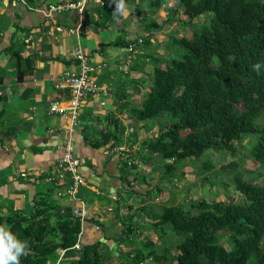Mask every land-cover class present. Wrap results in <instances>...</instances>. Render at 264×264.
I'll list each match as a JSON object with an SVG mask.
<instances>
[{"label":"trees","instance_id":"trees-1","mask_svg":"<svg viewBox=\"0 0 264 264\" xmlns=\"http://www.w3.org/2000/svg\"><path fill=\"white\" fill-rule=\"evenodd\" d=\"M149 2L159 7L163 0ZM176 4L190 30L188 36L172 38L180 54L160 57V62L152 57L150 83H141L142 90L132 83L136 80L128 84L134 92L141 91L142 98L127 111L136 121L158 124L157 134L141 143L147 151L144 162L154 156L150 153L161 156L163 177L173 181L176 169L195 159H204V169L212 167L209 151L226 152L236 161L234 142L240 145L249 137L244 155L258 166L246 168L248 178L240 171L232 175L240 201L202 197L186 207L163 205L159 212L150 208L154 230L163 235L167 226L178 236L173 245L159 247L149 237L139 240L137 224L127 222L119 241L131 247L120 251L119 264H139L145 258L154 264H264V0H176ZM200 16L205 20L199 21ZM170 21L169 17L165 22ZM19 51L14 48L12 56L20 57ZM256 63L262 65L259 74L253 69ZM133 64L134 60L129 67ZM160 191L154 186L147 193ZM0 224L28 242V254L20 264H51L62 248L77 255L72 264H107L111 259L96 242L79 250L70 248L80 229L78 220L69 214L54 215L44 199L37 198L29 212L0 209ZM221 234H226L228 248L219 241Z\"/></svg>","mask_w":264,"mask_h":264},{"label":"crops","instance_id":"crops-1","mask_svg":"<svg viewBox=\"0 0 264 264\" xmlns=\"http://www.w3.org/2000/svg\"><path fill=\"white\" fill-rule=\"evenodd\" d=\"M53 1L60 0H0V209L5 213L19 209L29 212L39 198L52 205L54 215H71L75 200L67 195L58 197L55 186L47 179L58 168L62 154L58 145L67 137L68 121L60 114L49 113L48 106L55 100L61 106L68 104V89H56L54 81L63 71L76 68L73 49L80 47L91 63L105 64L97 72V81L109 91L104 105L95 101L84 103L80 123L72 134L78 170L85 183L77 194L89 212L84 225L92 223V229L84 230L81 243H98L102 252L111 255L107 264H119L120 251L131 247L119 241L125 224H137V237L144 240L145 222L152 221L149 204L157 199L147 193L149 186L157 182L151 179L150 184L149 177L139 172L145 171L146 166L152 168L151 157L144 162L147 151L142 150L141 143L145 138H153L158 128L151 123L152 127L147 128V121L125 118L129 103L138 104L141 100V91L134 92L129 82L136 80L132 83L141 90V83H150V75H145L152 71L151 48L137 47L134 66L129 67L124 62L125 43L141 37V45L148 41L149 46H155L153 50L169 58L170 38L190 32L185 24L187 17L176 0H163L159 7H151L149 0H125L121 15L109 7L110 10L88 5L82 15L81 31L67 34L54 26H73L78 14L70 11L46 16L41 10ZM177 6L179 12L174 16ZM169 17L171 21L166 23ZM14 48L20 49V57L12 56ZM92 120L99 121L95 128L90 127ZM135 124L139 127L134 135L130 130ZM105 133L109 134L107 140ZM117 138L119 142L115 143ZM113 145L134 149L132 158L139 162V166L130 165L134 173L121 171L123 162L115 153H104ZM134 175L138 179L134 180ZM94 224L99 225L98 230ZM139 240L135 243L139 244ZM76 258V254H61L59 249L51 264H72Z\"/></svg>","mask_w":264,"mask_h":264},{"label":"built area","instance_id":"built-area-1","mask_svg":"<svg viewBox=\"0 0 264 264\" xmlns=\"http://www.w3.org/2000/svg\"><path fill=\"white\" fill-rule=\"evenodd\" d=\"M125 1V0H124ZM88 5H96L101 9L109 7L115 9L116 4L114 0H60L57 2H49L41 11L46 16H51L55 13H65L76 11L78 19L73 26L55 25V30L61 32L65 31L67 34H77L81 31L83 23V12ZM27 42L28 39H25ZM142 43V38L138 37L126 45V56L124 62L130 65L137 53V45ZM73 56L76 60V68L63 71L59 78L54 81L56 89H68L69 97L66 106L59 105V101H52L48 106L49 113L60 114L66 118L68 124L65 127L67 137L58 145L62 154L57 162V170L53 174H49L47 179L55 186V191L58 197L67 195L73 200L75 204L71 207V215L77 219L80 229L77 233L74 244L70 247L73 249L81 248V238L84 233V223L89 218V212L84 205V202L77 194L78 188L84 185V177L79 172V158L75 153L74 142L72 134L80 123L81 108L86 101H95L99 105H104V98L109 93L105 86H102L97 81V72L105 65L103 62L93 64L90 62L86 53L77 47L73 49ZM99 96H101L99 98ZM134 149L129 145H113L107 148L105 154L123 153L131 165L135 163L132 158ZM131 158V159H128ZM108 210H111L110 208ZM96 230L99 229L98 224H94ZM66 248L60 249L62 254ZM150 258H145L139 264L150 262Z\"/></svg>","mask_w":264,"mask_h":264},{"label":"rangeland","instance_id":"rangeland-1","mask_svg":"<svg viewBox=\"0 0 264 264\" xmlns=\"http://www.w3.org/2000/svg\"><path fill=\"white\" fill-rule=\"evenodd\" d=\"M179 8L181 9V7ZM178 12H179V9L177 6L176 9L174 10L173 15L175 16ZM204 20H205L204 16L199 17V21H204ZM189 34L190 32H188L187 36ZM170 40H172V38H170ZM148 44H149L148 41H145L143 45L140 44L138 46V49L141 48V46L145 50H149L148 48H151V53L153 54V55L151 54V56L157 57L158 62L162 61L160 57H162L163 54H158L155 49L153 50L155 46L154 47L149 46ZM167 48L170 51V54L168 55L169 57L171 56L176 57L180 54V49L176 46L174 42H169L167 44ZM173 49H175L176 51H174ZM145 77L148 78L149 74L145 75ZM147 81L148 79H146V82ZM132 104H134V102H130L128 107H130ZM125 118H126V121L127 120L133 121L135 119L132 113L129 111L125 112ZM96 122H99V121L92 120L90 123V127L95 128L97 126ZM164 122L165 121L162 120V123ZM150 123L153 125V127H155V129L158 128V124L154 120L153 121L149 120V124L148 122L146 123L147 128L150 126ZM152 125L149 128H151ZM159 126H160V123H159ZM138 127L135 124V126H133V129H131L130 131L134 132L135 130H137ZM148 132H149V135L151 136V130H149ZM133 134L135 135V132ZM250 141L251 139L249 137H244L240 145H238V142H234L235 149H236L235 157L238 158L236 161H234V158H232V156H229L228 153L226 152H213L212 151L211 153V151H209L207 152L208 153L207 155H209V160L213 165L212 167L208 169H204L202 165V161L204 159L203 160L201 158L195 159L194 161L185 163L183 167L181 166L178 169H176L175 171L176 174L173 177L174 178L173 181H170V180L168 181L165 177H163L164 174L162 172V168H159L162 162H164V159L161 156H158L156 153H150L154 155L153 157H151L152 158L151 161H153L152 166L154 167V169L151 170L148 166H146V170H145V167L144 168L142 167V169H144L145 171L141 170L139 172V174L144 175L147 178L149 177L150 180L154 179L157 182L155 186H157L161 190L156 195L152 194L153 195L152 198L156 197L157 199H156V203L149 204L150 208H153L154 211L159 212L161 206L163 205L181 204L186 207L189 205L190 200L198 199L202 197H205L206 199H209V200L214 199V200H225V201H228V200L240 201L242 199V195L235 189L232 175L240 171L245 176V178H248L250 174L247 172L246 168L253 169L258 166L257 162H254L250 160L249 158H245V155H244L245 149L250 145ZM115 156H117L118 159L120 158L121 161L123 162V164L120 166L121 171L124 170L127 172L128 171L133 172L132 168L130 167V164L128 163L127 157L123 153H118V154L115 153ZM166 161L170 162L169 160H166ZM136 166H139V165L136 164ZM263 174L264 173H262V175ZM203 178H205L206 180H203ZM261 178H264V176H261ZM135 179H138V178H136L134 175V180ZM150 184H152V180L150 181ZM152 188H154L153 184L149 186L150 190ZM144 201H146V199H144ZM145 223L146 225L144 226V229L147 232V235L145 234L144 236V234L142 233L143 239L145 237H149L159 247H161L164 243L166 244L169 242L168 244L173 245V243L178 241V236L175 235L171 227L168 228L167 226H164L166 233L163 235H160L159 231L154 230V228L150 224L151 221H148ZM91 224L92 223L87 222L84 225V230L86 232L89 228L92 229ZM92 233L95 234L96 231L93 230ZM86 234H87L86 236H88L89 233H86ZM219 241L225 247L228 248L229 244H228V239H227L226 234L225 235L221 234L219 236ZM171 249H172V252H174V248L171 247ZM160 263H163V262L161 261ZM58 264H64V263L59 262Z\"/></svg>","mask_w":264,"mask_h":264},{"label":"clouds","instance_id":"clouds-1","mask_svg":"<svg viewBox=\"0 0 264 264\" xmlns=\"http://www.w3.org/2000/svg\"><path fill=\"white\" fill-rule=\"evenodd\" d=\"M116 7L114 13L121 15L125 11L124 0H114ZM254 71L258 74L262 65H253ZM139 163L135 159V164ZM28 254V242L19 239L6 224H0V264H20L21 257Z\"/></svg>","mask_w":264,"mask_h":264},{"label":"bare ground","instance_id":"bare-ground-1","mask_svg":"<svg viewBox=\"0 0 264 264\" xmlns=\"http://www.w3.org/2000/svg\"><path fill=\"white\" fill-rule=\"evenodd\" d=\"M139 45H140V44H139ZM139 45H137V47H138ZM81 244H82V243H81ZM81 247H82V245H81ZM72 249H73V248H72ZM75 250H76V249H75ZM78 250H79V249H78ZM64 252H66V250H65ZM64 252H63V253H64ZM63 253H62V254H63Z\"/></svg>","mask_w":264,"mask_h":264}]
</instances>
